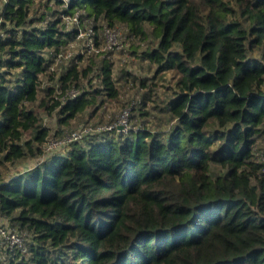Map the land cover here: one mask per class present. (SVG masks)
<instances>
[{
  "label": "trees",
  "instance_id": "trees-1",
  "mask_svg": "<svg viewBox=\"0 0 264 264\" xmlns=\"http://www.w3.org/2000/svg\"><path fill=\"white\" fill-rule=\"evenodd\" d=\"M86 22L152 74L115 50L59 65ZM109 103L128 130H96ZM71 126L92 130L49 154ZM263 137L264 0H3L0 217L26 240L0 264H264Z\"/></svg>",
  "mask_w": 264,
  "mask_h": 264
},
{
  "label": "rangeland",
  "instance_id": "rangeland-1",
  "mask_svg": "<svg viewBox=\"0 0 264 264\" xmlns=\"http://www.w3.org/2000/svg\"><path fill=\"white\" fill-rule=\"evenodd\" d=\"M2 2H3V0H0V7L2 5ZM64 20L66 21L67 26L69 28L70 27L72 28L78 21V19L76 21L74 18L70 19L69 17H64ZM80 25L81 26H79V29H78L79 33L77 32L78 34H76L75 39H73V40H71L69 42L68 47L63 51V54H62L60 60H58V64L59 65H60L61 62L66 64L73 54H76V53H79V52L80 53L83 52L82 47L84 46V44L86 42V37L83 35V33L86 32V31L88 32L89 29L86 30V28H88L90 26H93V23L86 22L83 25L82 24H80ZM116 29L119 32V36H120V40L122 41V45H121L120 48L115 49V51L112 52L111 55H110L111 58H113L115 60V64L118 66V68L125 67L127 70H130L132 73H134V74H136L138 76H145V75H149L150 76L152 74V71H147L146 63L144 61H138L131 54V51H130V48H129V41L127 40V36H126L125 31L121 27H117ZM97 31L101 35H103L104 29L100 28V29H97ZM55 64H57V63H54L53 67L55 66ZM156 77H158V76H156ZM165 77H166V79L164 81H162V82L164 84H166V85H164L163 88H169V90H170V88L171 89L173 88L172 87V79H171L170 73L169 72L166 73ZM164 95L165 94H162V96H164ZM119 108L120 107L118 106V104L109 103L108 106H106V110L107 111H105L103 114L109 115L108 113L114 112V116L117 117V113L120 111ZM44 123L51 128L50 134L52 135L53 130H55L58 127L56 114H52V116H50V117H45L44 116ZM128 125H129V127L131 126L130 118L128 119ZM78 126H76V127H78ZM72 127L74 128V126H71L69 129H72ZM61 138L62 137H57L56 139L59 140ZM262 146H264V143H262ZM57 151L59 152V151H61V149L58 148ZM48 153L50 154V152H48ZM33 163H35V160L31 161V159H30V160H27V161H23V163H21V164L13 166L10 169L8 176L16 175L18 171L23 170L26 167L32 166ZM0 221L2 222V226L5 229H7V230H5L6 232H8V230H11L10 228H14L17 231L18 235L20 236V239L22 238V241L26 240V232H24L22 230H19L17 228V226L13 225L8 219H5L4 217H1ZM1 250H6V244L5 243H2Z\"/></svg>",
  "mask_w": 264,
  "mask_h": 264
},
{
  "label": "built area",
  "instance_id": "built-area-1",
  "mask_svg": "<svg viewBox=\"0 0 264 264\" xmlns=\"http://www.w3.org/2000/svg\"><path fill=\"white\" fill-rule=\"evenodd\" d=\"M89 29V31L84 32L83 35L86 37V42L84 46L82 47L83 52H95L99 53L101 51H110L115 50L117 48H120L122 45V41L120 40L119 32L116 28H109L104 27V32L101 37H103V42L101 41L99 44L95 40V36L92 35L93 33V26H90L86 28V30ZM79 33V32H78ZM77 33V34H78ZM99 37V38H101ZM62 54L60 53L57 56V60H60ZM77 91L74 89H70L66 92V94L74 98L77 95ZM65 95L61 96V99L64 98ZM130 108L126 107L120 110L117 114L116 120L109 125L99 126L96 127L97 131L100 130H123L126 131L129 128L128 125V115H129ZM92 129L90 127H81L75 130H72L68 132L66 135H64L61 139L57 140L56 138H50L49 141L46 144V150L48 152H51L55 149L62 148L65 144L72 142L73 140L80 139L85 135V133L91 131ZM1 220V217H0ZM11 230H8L6 232L3 226L2 222L0 221V244L2 243L6 244V249L14 250L15 248L25 249V242L22 241V238L20 239V236L18 235L17 231L14 228H10Z\"/></svg>",
  "mask_w": 264,
  "mask_h": 264
}]
</instances>
